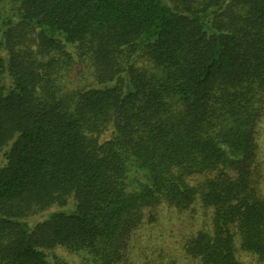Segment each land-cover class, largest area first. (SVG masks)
Returning a JSON list of instances; mask_svg holds the SVG:
<instances>
[{
	"label": "trees",
	"instance_id": "trees-1",
	"mask_svg": "<svg viewBox=\"0 0 264 264\" xmlns=\"http://www.w3.org/2000/svg\"><path fill=\"white\" fill-rule=\"evenodd\" d=\"M263 117L264 0H0V264H264Z\"/></svg>",
	"mask_w": 264,
	"mask_h": 264
},
{
	"label": "rangeland",
	"instance_id": "rangeland-1",
	"mask_svg": "<svg viewBox=\"0 0 264 264\" xmlns=\"http://www.w3.org/2000/svg\"><path fill=\"white\" fill-rule=\"evenodd\" d=\"M260 131L258 133V136L260 134V139L258 140L260 145L263 146V150H262V155H264V130L262 129V127H264V117L263 120L261 122L260 125ZM261 141V142H260ZM264 161V158H263ZM258 169H256L255 171H253V175H257ZM263 186V185H262ZM264 188V186H263ZM196 215H194V217L197 218L198 223L200 224V226L204 225V218L205 216H203L204 213H202L201 209L199 207H197L196 209ZM198 210H200L201 212H199ZM169 210L167 209L166 206L161 205L157 211V217H156V222L153 224L154 226L157 227L156 230H151V226H144L143 228H141L140 230H138L135 235L133 240L131 239L132 243H135V248L137 249V251L143 249V250H150L152 248V246H154L155 241L159 242V244H161L163 241H171V239L166 238V240H163L161 237L157 236V233L159 232V230L161 228H163V226H165V228L171 227V225H174V233L176 234L178 230L182 229L183 225L188 223V221H184L183 218H178L177 217V213L174 211L171 214L168 212ZM205 215V214H204ZM210 215V214H209ZM207 218V216H206ZM182 225V226H181ZM161 227V228H160ZM164 229H162L163 231ZM166 233H170L169 230H164ZM156 237V238H154ZM157 244V245H159ZM150 252V251H149ZM148 258H152L150 256H148Z\"/></svg>",
	"mask_w": 264,
	"mask_h": 264
}]
</instances>
